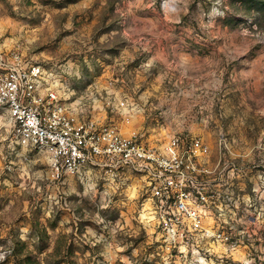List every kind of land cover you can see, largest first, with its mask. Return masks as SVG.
Masks as SVG:
<instances>
[{
	"label": "rangeland",
	"instance_id": "1",
	"mask_svg": "<svg viewBox=\"0 0 264 264\" xmlns=\"http://www.w3.org/2000/svg\"><path fill=\"white\" fill-rule=\"evenodd\" d=\"M11 54L39 65L60 103L123 135L158 147L197 137L211 167L230 143L253 224L226 230L235 250L205 242L195 258L264 264V0H0V57ZM111 176L57 183L0 110V264H177L143 221L139 180Z\"/></svg>",
	"mask_w": 264,
	"mask_h": 264
},
{
	"label": "built area",
	"instance_id": "2",
	"mask_svg": "<svg viewBox=\"0 0 264 264\" xmlns=\"http://www.w3.org/2000/svg\"><path fill=\"white\" fill-rule=\"evenodd\" d=\"M0 71V110L16 143L45 153L57 183L94 169L137 178L143 221L161 232L166 248L176 249L177 264H201L195 256L205 242L235 250L238 243L226 230L253 224L251 194L240 195L235 184L230 143L219 142L211 167L202 139L174 133L158 147L60 103L54 90L45 89L43 69L18 54L0 57Z\"/></svg>",
	"mask_w": 264,
	"mask_h": 264
}]
</instances>
